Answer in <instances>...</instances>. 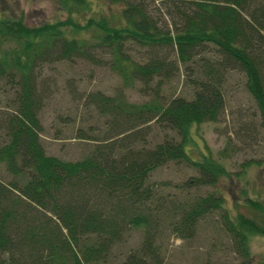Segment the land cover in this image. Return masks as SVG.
I'll list each match as a JSON object with an SVG mask.
<instances>
[{
    "label": "trees",
    "instance_id": "16d2710c",
    "mask_svg": "<svg viewBox=\"0 0 264 264\" xmlns=\"http://www.w3.org/2000/svg\"><path fill=\"white\" fill-rule=\"evenodd\" d=\"M54 1L62 14L39 23L26 24L20 13L0 15V39L15 40L0 50V79L18 73L14 108L3 118L6 138L0 143V160L11 173L6 181L0 178V264H100L133 226L142 228V238L119 264H161L163 225L189 237L198 219L215 209L244 260L264 264V256L255 257L249 249L252 236H264V189L246 181L240 190L250 188L252 194L234 197L229 205L218 188L177 200L157 193L148 181L150 171L169 159L186 160L198 169L185 186L214 184L230 175L210 153L195 158L185 147L195 124L215 120L222 111L221 84L228 69L245 72L264 123V0H158L168 21L155 16L159 5L154 0ZM127 39L147 47L144 61L124 49ZM161 47H171L173 58L160 53ZM77 57L109 63L125 80L137 77L143 85L184 62L193 85L189 97H164L155 89L152 100L129 103L127 110L138 120L153 119L175 130L178 138L163 135L151 146H133L136 134L131 132L97 142L75 159L47 153L39 138L35 67ZM94 94L102 110L121 107L113 96ZM252 162L261 160H244L239 178Z\"/></svg>",
    "mask_w": 264,
    "mask_h": 264
},
{
    "label": "rangeland",
    "instance_id": "374dc122",
    "mask_svg": "<svg viewBox=\"0 0 264 264\" xmlns=\"http://www.w3.org/2000/svg\"><path fill=\"white\" fill-rule=\"evenodd\" d=\"M153 2L159 5L153 10L155 16L168 21L166 7L158 0ZM19 13L29 25L62 14L54 0H0V15ZM14 44V39L2 37L0 50ZM146 48L129 39L124 43V49L138 61H144ZM161 48L160 53L173 58L171 47ZM186 66L184 62L178 61L177 67L168 74L155 76L143 85L137 77L125 80L109 63H94L78 57L42 62L40 67L37 65L36 88L41 95L39 138L45 151L62 158L75 159L89 153L97 142L117 139L131 132L136 134L131 139L130 144L133 146L142 143L151 146L161 140L163 135L172 134L178 138L175 130L159 126L153 119L138 120L135 112L127 110L131 109L129 103L141 104L152 100L155 89L164 97L171 94L189 97L193 85L189 81ZM17 76L15 72L11 79L7 75L0 79V143L6 138L3 118L14 108L12 100L18 88ZM44 84L48 87L43 90ZM221 87L225 102L218 118L195 124L192 137L185 147L195 158L201 157L202 152L210 153L229 170L230 175L221 176L214 184L185 186L183 183L197 175L198 169L186 160L169 159L154 167L148 175V181L155 183L157 193L177 200H189L195 195L218 188L226 194V201L230 205L234 197L243 200L245 194H252L250 188L248 193L240 190V187L247 185L246 181L251 188L264 189V123L246 87L245 72L238 68L228 69ZM97 90L113 96L121 107L102 110L95 98ZM137 130L140 133L138 138ZM251 159H260L261 163L245 164L247 170L239 178L237 172L241 170L242 162ZM10 177L11 173L4 161L0 160V178L6 181ZM239 208H243L241 204ZM162 216L165 219L168 217L167 213H162ZM142 232L140 226L124 230L122 239L113 246L108 259L100 264H119L127 251L140 242ZM158 240L163 254L161 264H249L236 251L221 223L218 209L201 216L194 233L189 237L176 235L165 223ZM249 249L255 257L264 256V236H252Z\"/></svg>",
    "mask_w": 264,
    "mask_h": 264
}]
</instances>
